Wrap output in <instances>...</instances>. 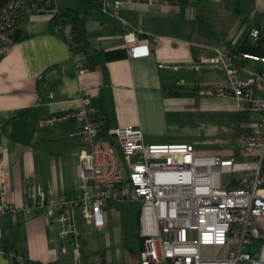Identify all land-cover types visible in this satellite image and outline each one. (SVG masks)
I'll return each mask as SVG.
<instances>
[{
	"label": "crops",
	"instance_id": "1",
	"mask_svg": "<svg viewBox=\"0 0 264 264\" xmlns=\"http://www.w3.org/2000/svg\"><path fill=\"white\" fill-rule=\"evenodd\" d=\"M58 2L65 31L56 32L58 20L52 16H32L22 22L19 41L0 47V201L6 192L8 201L21 207L39 187L70 198L79 193L80 156L87 149L80 124L69 120L42 127L41 122L76 109L81 85L92 89L93 115L104 124L100 138L115 146L108 129L128 126L142 128L150 144L201 143L190 139L207 133L187 130V113L237 112L234 101L197 92L202 82L222 81V72L160 65L195 62L207 46L242 50L251 45L253 28L262 29L264 42V0H131L121 10L124 21L104 14L99 0ZM132 31L149 45L150 56H129L125 34ZM77 62L87 70L84 76L78 75ZM245 67L262 65L247 61ZM226 147L232 145L202 150ZM125 202L108 204L102 229L78 217L77 238L63 239L57 219L48 225L39 214H7L0 218V264H22L12 256L23 258V264H142L141 228L136 240L127 239L123 214L116 210ZM140 215L141 210L139 222Z\"/></svg>",
	"mask_w": 264,
	"mask_h": 264
},
{
	"label": "built area",
	"instance_id": "2",
	"mask_svg": "<svg viewBox=\"0 0 264 264\" xmlns=\"http://www.w3.org/2000/svg\"><path fill=\"white\" fill-rule=\"evenodd\" d=\"M99 1L104 14L124 21L121 10L131 0ZM38 15L54 17L56 32L65 31L58 0H14L0 11V47L15 44L22 22ZM261 38L262 29L253 28L251 45L259 46ZM125 41L131 58L151 55L149 45L141 43L135 31L126 33ZM247 61L262 67L247 68ZM160 67L222 72V81L202 82L197 92L203 98L232 100L236 111L250 112L252 132L235 141L217 140L232 145L224 151H206L199 146L214 142L150 144L140 127L108 129V136L118 141L121 159L117 147L100 138L104 124L93 115L92 89L81 85L76 109L41 122L42 127L69 120L80 124L79 135L87 149L80 156L79 193L70 198L33 188L30 200L18 207L3 192L0 218L39 214L48 225L58 220L63 239L77 238L78 217L102 229L108 204L131 200L141 204L142 264H264V55L207 46L195 62ZM76 69L79 76L87 73L82 62L76 63ZM208 248H215L219 256L229 251L225 257H210L204 255ZM76 256L81 257L79 248Z\"/></svg>",
	"mask_w": 264,
	"mask_h": 264
},
{
	"label": "rangeland",
	"instance_id": "3",
	"mask_svg": "<svg viewBox=\"0 0 264 264\" xmlns=\"http://www.w3.org/2000/svg\"><path fill=\"white\" fill-rule=\"evenodd\" d=\"M201 100V99H200ZM215 102H223L217 100ZM232 106V104H231ZM234 113L229 112L228 114L222 113H211V114H204L199 110H196V113L185 115V127L187 130L191 131V133H195L197 131H201L202 133H207L205 136L202 137L195 136L194 138L190 139L191 141H195L196 139H201L202 141L213 140L214 144L212 145H202L200 146L201 149L206 150H216L225 148V146L221 145V143H217V140H229L240 138L244 134H246L247 130H249L252 126L246 123L238 122L234 119ZM216 129V131H214ZM218 129V130H217ZM234 129V130H233ZM197 137V138H196ZM116 141V146L118 147L119 156L121 159H124L122 155L121 148L119 147L118 141ZM228 146V145H227ZM227 149L229 147H226ZM228 176H225V180ZM120 204V203H119ZM117 204L116 210L123 214L122 223L124 227V236L127 239H134L136 240L138 234L140 232V222H139V212L141 210V205L136 202H132L131 200H127L125 203ZM259 243V242H258ZM260 245V243H259ZM228 249L225 250L220 256L225 257L228 254ZM205 256L215 257L219 256L217 254V250L215 248H208L204 250ZM219 256V257H220ZM131 262H134V258L131 256Z\"/></svg>",
	"mask_w": 264,
	"mask_h": 264
},
{
	"label": "trees",
	"instance_id": "4",
	"mask_svg": "<svg viewBox=\"0 0 264 264\" xmlns=\"http://www.w3.org/2000/svg\"><path fill=\"white\" fill-rule=\"evenodd\" d=\"M12 1H14V0H0V11ZM20 39H21V36H20V28H19L17 31V41H19ZM262 40L263 39L261 38L259 46H251L248 43H246V44H244L242 50L253 52V53H258L260 55H264V44H263L264 42ZM109 56L112 57V56H114V54L110 53ZM233 116H234V119L237 121H243L246 123L251 122V113L248 111H246V112H238L237 111L236 113L233 114ZM27 264H31V263H27Z\"/></svg>",
	"mask_w": 264,
	"mask_h": 264
},
{
	"label": "bare ground",
	"instance_id": "5",
	"mask_svg": "<svg viewBox=\"0 0 264 264\" xmlns=\"http://www.w3.org/2000/svg\"><path fill=\"white\" fill-rule=\"evenodd\" d=\"M234 130V129H233Z\"/></svg>",
	"mask_w": 264,
	"mask_h": 264
}]
</instances>
